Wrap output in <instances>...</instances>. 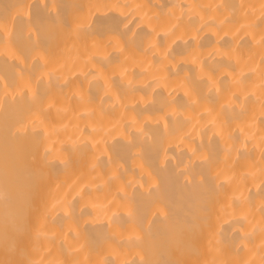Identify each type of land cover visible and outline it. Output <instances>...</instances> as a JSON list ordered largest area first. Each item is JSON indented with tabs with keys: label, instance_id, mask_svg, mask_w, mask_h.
Wrapping results in <instances>:
<instances>
[{
	"label": "bare ground",
	"instance_id": "1",
	"mask_svg": "<svg viewBox=\"0 0 264 264\" xmlns=\"http://www.w3.org/2000/svg\"><path fill=\"white\" fill-rule=\"evenodd\" d=\"M0 264H264V0H0Z\"/></svg>",
	"mask_w": 264,
	"mask_h": 264
}]
</instances>
